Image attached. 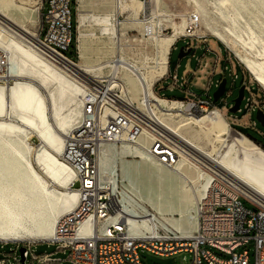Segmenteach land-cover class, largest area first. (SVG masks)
<instances>
[{"label": "bare ground", "instance_id": "obj_1", "mask_svg": "<svg viewBox=\"0 0 264 264\" xmlns=\"http://www.w3.org/2000/svg\"><path fill=\"white\" fill-rule=\"evenodd\" d=\"M218 1L230 8L228 12L233 24L239 20L244 23V35L237 34L229 25L214 24L207 30L233 51L264 89V37L243 14L236 12L231 0ZM153 4L155 7V0ZM81 6L82 0H79ZM115 6L117 9L121 7L119 2ZM143 6V0H131L129 12L132 15ZM32 16V11H26L14 0H0V50L5 52L8 60L3 80L13 81L10 85L0 83V241L4 242L50 238L58 219L76 204L77 190L70 186L74 182V174L61 157L64 139L82 116V80L91 78V71L102 68L85 63L84 34L81 32L78 34V62L60 66L45 58L28 41L37 39L38 34L18 22ZM93 18L102 25V32L117 33L116 18L113 21L108 15ZM83 19L78 17V27ZM174 41L175 34L162 35L157 41L155 68L143 77L137 76L131 66L120 59L111 63L108 76L116 75L118 78L114 72L119 68L132 71L138 83L133 85L134 91L144 93L146 105L148 96L155 104L150 110L151 116L183 142L193 155L170 170L147 157L140 145L143 144V136L139 144L123 143L119 151L131 153L140 160L131 169L122 168L129 187L122 192L119 204L130 224L136 217L143 216L142 209L150 206L174 228L191 233L193 226L186 220L189 207H185L183 202L189 193L195 200V189L199 193L205 190L208 177L204 176V170L216 168L229 172L249 190L264 196V150L244 134L231 129L219 110L212 109L200 116L189 115L182 119L185 110L192 108V101L184 103L153 93L154 82L168 69V54ZM194 127L195 133L189 134L187 129ZM26 128L39 139L36 148L26 140ZM199 132H208L215 144L205 149L197 142ZM143 133L146 134L147 130ZM109 158V151L104 146L99 155L100 176H89L87 186L100 184V177L105 180L111 175L112 189L116 191L118 181ZM189 164L200 168L194 177L187 170ZM150 169L168 182L169 176H173L176 187L183 193L163 204L165 211L149 194L153 186ZM162 169L168 171L161 173ZM141 181L145 183L144 190L139 186ZM98 194H105V187H98ZM88 226L85 224L82 229L87 230Z\"/></svg>", "mask_w": 264, "mask_h": 264}, {"label": "built area", "instance_id": "obj_2", "mask_svg": "<svg viewBox=\"0 0 264 264\" xmlns=\"http://www.w3.org/2000/svg\"><path fill=\"white\" fill-rule=\"evenodd\" d=\"M41 8V30L32 42L48 60L69 66L74 63V56L70 53L73 38L71 0H42ZM200 23L198 12L187 16L181 36L170 46L168 69L170 55L178 40L184 39V49L192 51L189 40L201 39L204 49L210 50L206 37L197 34ZM218 60L219 56L215 63ZM198 61L200 64L201 60ZM7 70V56L0 50V81L5 78ZM228 75L234 81L236 76L232 72ZM169 78L173 83L178 80L170 69L164 79ZM82 83V116L66 134L61 155L74 174L70 186L77 190L76 204L58 219L50 238L14 242L13 264H62L65 260L54 256L58 251L67 253L66 260L70 264H143L139 249L165 256L186 251L191 254L187 264H249V250H236L250 241L254 245V264H264V196L249 190L229 172L216 168L204 170V176L208 177L207 186L202 193L195 190L194 204L186 213L187 222L193 226L191 233L174 228L149 207L142 209L143 216L136 217L130 224L112 189L111 175L105 180L100 177V184L87 186L89 176H100L99 155L108 144H139L143 136L140 145L147 157L170 170L176 169L181 160H188L193 152L151 116L150 110L155 106L151 97L148 96L146 105L144 93L140 92L141 105H135L124 81L116 75L84 78ZM211 84L212 77L204 96L175 99L184 103L192 101V108L185 110L191 116L219 110L210 94ZM152 90L156 94L154 87ZM230 92L225 86L221 96L225 105ZM243 100L246 101V110L261 109L264 112V105L251 101L245 92L238 111L242 110ZM144 130H147L146 134ZM98 187H105V194H98ZM85 224H89L87 230L82 229ZM43 242L54 245L55 252L36 253L34 246ZM7 243L2 241L4 245ZM21 246L25 249L22 254L24 262L17 253ZM211 248L221 254L214 253ZM7 261V256L0 257V264Z\"/></svg>", "mask_w": 264, "mask_h": 264}, {"label": "rangeland", "instance_id": "obj_3", "mask_svg": "<svg viewBox=\"0 0 264 264\" xmlns=\"http://www.w3.org/2000/svg\"><path fill=\"white\" fill-rule=\"evenodd\" d=\"M14 1L22 5L26 11H32L33 13L32 17L19 20L18 22L31 32L39 35L42 23V0ZM155 1L156 6L154 7L153 0H143L145 7L143 6V8L131 15L129 12L131 0H82L81 7H79V1L77 6V0H71L74 39L71 54L74 56V63L79 60L78 34L81 32L84 34L83 46L85 48V63L89 66H102L100 69L91 71L92 78L104 77L110 74L112 69L111 63H115L117 59L129 64L131 69L138 74L137 76L143 77L149 73L151 69L153 70L155 68L156 59L158 57L157 41L162 38V35L164 37L175 34V40L178 39L182 34L187 16L191 12H198L201 23L197 34L206 37L205 42L210 50L206 51L204 49L203 40L190 39L189 42L191 43L192 51L188 55L179 58L178 52L179 49L185 45V40H178L176 49L172 50L169 59V69L172 74L174 73L177 75L178 80L176 83H173L171 78L165 80L164 77L169 74V69H167L166 73L158 77L154 82L153 85H156L154 91L157 95H162L163 98L165 97L173 100H175V98H192L197 95L204 96L208 80L212 77V84L210 86V94L212 96L220 80L226 78V89L231 91L230 96L226 100L227 104H224L222 100L223 97H221L215 102V106L220 110V113L231 129L244 134L246 137H248L247 134H249L264 143V127L256 119L257 109L254 111L246 110L244 107L246 101L243 100L241 111H236L235 113L229 111L230 103H232L233 99L237 96L241 84H245V95L250 96L251 101H256L263 105L264 89L254 79L244 64L238 60L233 51L207 30L208 26L214 24L219 26L229 25L235 29L237 34L244 35V23L240 21L238 17H235L239 21L233 24L228 12L230 8L221 4L218 0ZM118 2L121 5L119 9L115 6ZM231 2L234 3L236 12L243 14L255 28L257 33L264 37V0H231ZM122 6L125 7L122 8ZM79 9L82 11L79 12ZM96 15H108L110 19L112 18V21L116 18L118 20L117 33L111 34L102 32V25L94 21L95 19L93 16ZM78 17H84L79 27ZM28 41L34 45L31 39H28ZM203 53L205 54L202 57ZM217 56H219V60L215 63ZM199 59L201 60L200 64H198ZM104 62L107 63L103 65ZM177 65L178 67L176 68ZM229 72H232L233 75L236 76L234 81L232 80V76L228 75ZM114 73L117 74L118 78L124 81L134 104L140 106V92L134 91L133 89V85L138 84L136 75L125 68H119ZM12 82L11 79L0 81V83H5L7 85L12 84ZM187 116L189 115L184 112L181 118L184 119ZM195 128L196 127L188 128V133H195ZM25 137L34 148L39 144V139L35 134H30L28 128H26ZM250 140L264 150L261 143L253 141L252 139ZM197 142L205 149H209L215 144L212 136L209 135L208 132H199ZM121 146L122 145L119 144L105 145L110 155L109 164L115 167L114 172L118 181V188L115 193L118 198H121L122 192L127 191L129 187L127 178L122 174L123 166H125L127 170L131 169L135 166L136 162L140 160V157L133 156L131 153H121L119 151ZM189 165L190 168H187V170L191 176L194 177L196 171L198 169L200 170V168H197L194 164ZM184 166L187 167V165ZM165 170L166 169H162V171ZM151 173L154 183L163 180L159 178L155 172L152 171ZM144 185L145 183L143 184L142 181L139 183L142 190L145 189ZM149 194L152 197H156L157 195L160 196V200H157L158 205L159 203L163 205L171 199L166 189L163 187H153ZM176 194L181 196L183 193H181L179 189ZM183 203L187 208H190L194 204V198H192L190 193L189 197L186 198ZM30 240L32 241L35 239ZM14 242L16 241H8L6 245L0 246V257H8L6 264H13L12 255L16 246ZM0 244H2V241H0ZM243 248L249 250V264H254L253 242L250 241L236 251L239 252ZM34 250L38 254L54 253L56 247L43 242L38 243L37 246L34 247ZM211 250L218 255L221 254L216 249L211 248ZM17 253L19 256L18 250ZM138 253L143 264H187L191 257V254L186 251L177 252L169 256L154 254L143 249H139ZM54 256L64 259L65 261L62 264H70V262L66 260L67 253L58 251Z\"/></svg>", "mask_w": 264, "mask_h": 264}, {"label": "water", "instance_id": "obj_4", "mask_svg": "<svg viewBox=\"0 0 264 264\" xmlns=\"http://www.w3.org/2000/svg\"><path fill=\"white\" fill-rule=\"evenodd\" d=\"M191 49L188 48L187 50L184 49V46L181 47L179 49V52H178V57L181 58L185 55H188L190 53ZM226 78H222L220 80V82L218 83V86L217 88L215 89V91L213 92L212 94V98H213V102L215 103L216 101H218L220 99V97L224 94L225 92V86H226ZM244 92H245V84H241L239 90H238V93H237V96L233 99V105H231L229 107V111L231 113H235L236 111H238L239 107H240V104H241V101L244 97ZM179 99H182V98H179ZM256 119L259 121V123L264 127V112L261 110V109H257L256 110ZM247 136L252 139L253 141H256L257 139L249 134H247ZM262 147L264 148V144L262 145ZM24 247H19L18 249V252L21 256V262H24V258L22 257V254L24 252Z\"/></svg>", "mask_w": 264, "mask_h": 264}, {"label": "crops", "instance_id": "obj_5", "mask_svg": "<svg viewBox=\"0 0 264 264\" xmlns=\"http://www.w3.org/2000/svg\"><path fill=\"white\" fill-rule=\"evenodd\" d=\"M152 87H154V89H155L156 85H153ZM161 173H165V171H161ZM162 179L163 180H159L158 181L159 183L157 181L155 183L153 182L152 188L153 187H163V188H165L167 193H168L169 198H171V200H175L176 196L178 195V194H176L178 190H177V187L175 185V180H174L173 176H169V180H170L169 182L166 181L164 178H162ZM169 189H171V190H169ZM169 191L171 192L170 193L171 195H169ZM152 199H153V201L155 203H157V200H160V196L157 195L156 197H152ZM159 205H160L161 208L164 209V206H162V204L159 203ZM3 245L4 244H0L1 247ZM36 246H34V247H36Z\"/></svg>", "mask_w": 264, "mask_h": 264}, {"label": "trees", "instance_id": "obj_6", "mask_svg": "<svg viewBox=\"0 0 264 264\" xmlns=\"http://www.w3.org/2000/svg\"><path fill=\"white\" fill-rule=\"evenodd\" d=\"M73 41H74V39L72 38V42H71V46H70L71 50H72V47H73ZM71 50H70V53H72ZM256 141L259 142V143H261V145L264 144V143H262L261 140H259V139H257Z\"/></svg>", "mask_w": 264, "mask_h": 264}]
</instances>
